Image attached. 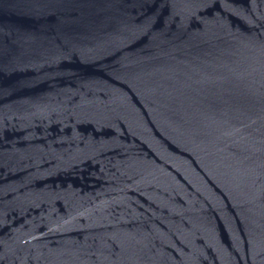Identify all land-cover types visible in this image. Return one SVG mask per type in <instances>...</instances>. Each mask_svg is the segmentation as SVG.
Here are the masks:
<instances>
[{
	"label": "water",
	"instance_id": "1",
	"mask_svg": "<svg viewBox=\"0 0 264 264\" xmlns=\"http://www.w3.org/2000/svg\"><path fill=\"white\" fill-rule=\"evenodd\" d=\"M0 264H264V0H0Z\"/></svg>",
	"mask_w": 264,
	"mask_h": 264
}]
</instances>
